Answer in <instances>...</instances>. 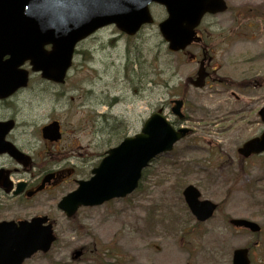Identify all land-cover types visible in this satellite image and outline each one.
<instances>
[{
	"label": "rangeland",
	"instance_id": "rangeland-1",
	"mask_svg": "<svg viewBox=\"0 0 264 264\" xmlns=\"http://www.w3.org/2000/svg\"><path fill=\"white\" fill-rule=\"evenodd\" d=\"M226 1L225 12L204 17L199 26L211 66L218 69L217 78L203 87L191 81L186 89L198 64L167 49L157 27L165 10L151 5L152 24L130 37L113 25L100 29L77 46L64 84L45 83L35 75L30 88L12 102L16 111L10 115L33 124L29 137L20 141L38 143L40 125L52 118L61 121L65 139L75 143L78 172L86 173L77 178L88 177L100 154L119 142L117 134L138 132L159 107L176 126L192 130L151 163L128 198L80 207L73 219L54 208L56 240L48 252L23 264H231L232 250L255 240L251 264H264V154L242 160L236 152L263 128L257 110L264 105V0ZM186 51L201 55L195 46ZM218 78L232 82L226 85ZM178 97L185 101L184 122L170 111V100ZM188 183L199 188L201 197L221 203L219 212L197 226L181 194ZM71 187L73 182L54 194ZM31 205L20 208L16 217L46 209L44 201ZM230 216L257 221L261 233L231 227Z\"/></svg>",
	"mask_w": 264,
	"mask_h": 264
},
{
	"label": "water",
	"instance_id": "water-1",
	"mask_svg": "<svg viewBox=\"0 0 264 264\" xmlns=\"http://www.w3.org/2000/svg\"><path fill=\"white\" fill-rule=\"evenodd\" d=\"M150 2L165 6L167 16L158 27L172 51L183 49L196 39L195 27L204 13L226 8L224 0H0V96L26 84V72L18 67L27 59L33 70L41 69L44 77L62 82L77 41L111 23L133 35L141 25L152 22ZM48 43L49 51L44 49ZM5 55L8 57L3 59ZM180 106L181 101L175 100L172 107L179 117ZM259 114L264 122V108ZM43 131L57 135V122L43 127ZM186 132V128L175 130L161 113H151L139 132L124 137L107 150L108 154L93 169L95 175L79 181V187L62 199L60 207L71 215L81 204L92 205L113 196H124L137 186L142 168L157 154L170 150ZM262 151L264 131L238 148L244 156ZM183 194L198 220L211 216L216 205L199 200L195 187L187 186ZM43 220L18 225L13 221L0 222V264H21L37 249L49 248L54 236L50 225H38ZM230 222L259 230L256 223L244 219ZM233 264H248L247 249L234 250Z\"/></svg>",
	"mask_w": 264,
	"mask_h": 264
},
{
	"label": "flooded vegetation",
	"instance_id": "flooded-vegetation-1",
	"mask_svg": "<svg viewBox=\"0 0 264 264\" xmlns=\"http://www.w3.org/2000/svg\"><path fill=\"white\" fill-rule=\"evenodd\" d=\"M191 61H197V58ZM209 63V62H208ZM207 63V64H208ZM7 100H0V119L5 120L9 117H3L1 110H9V105L6 104ZM9 139L15 144L17 143V138L11 134ZM44 146L43 148L36 151V153L31 154V162L29 165H23L18 163L14 159L1 155L0 156V168L7 166V161L9 160L12 164L8 167L10 176H19L20 179H16L15 182H22L23 188L21 191L14 195L13 191H7V189H0V212L8 213L13 209L21 208L19 204H12L9 202H22L29 204L32 200H43L46 212H50L54 207L52 205L53 201L56 199L53 191L64 185V183H69L71 179H74L76 175V168L72 164L74 159L73 141L70 139H65L64 135L58 140H49L46 138H41ZM22 151L25 150V145L19 144L17 146ZM72 159V160H71ZM70 161V163H67ZM52 173L53 178L48 182H42L46 174ZM40 199V200H39ZM41 202V201H40ZM31 205H27L29 208ZM48 215V213H46ZM49 216V215H48Z\"/></svg>",
	"mask_w": 264,
	"mask_h": 264
}]
</instances>
